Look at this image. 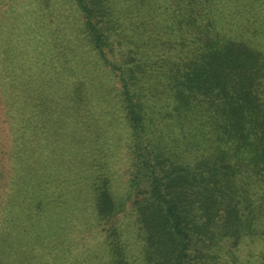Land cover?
<instances>
[{
  "label": "trees",
  "instance_id": "trees-1",
  "mask_svg": "<svg viewBox=\"0 0 264 264\" xmlns=\"http://www.w3.org/2000/svg\"><path fill=\"white\" fill-rule=\"evenodd\" d=\"M135 1L62 0L117 84V138L107 120L79 139L68 107L97 84L62 76L55 44L41 67L29 46L0 58V264H264V60L243 40L264 38V0H211L210 18Z\"/></svg>",
  "mask_w": 264,
  "mask_h": 264
},
{
  "label": "rangeland",
  "instance_id": "rangeland-1",
  "mask_svg": "<svg viewBox=\"0 0 264 264\" xmlns=\"http://www.w3.org/2000/svg\"><path fill=\"white\" fill-rule=\"evenodd\" d=\"M31 1L32 0H0V58L5 57L4 60H6V62L12 60L13 62L19 61L21 64H29L32 57L29 56L28 50L34 48L36 51L34 52L33 59H39L37 65L41 67L45 60H52L51 54L45 55V47L50 48L49 46L51 44H55V56L61 63H63L64 67L62 76H66L67 74L68 76H71L74 81H83L90 86L97 84L96 88L98 90H94L98 96L93 94L95 98L92 97L93 95L88 96L83 93L78 99L71 103V107L69 104L62 106L65 107V109H67L68 106V109H73L74 111L72 116H74L76 120H85L87 122V125L84 126V128L76 127L74 130L80 131V135L82 136H79V139L84 144L88 139H92L94 141L93 143H96V140L99 141L100 139L98 135L100 132L99 126L102 121L108 120L112 122V126L114 123V129H112V131L118 129V127L122 125L123 118L117 103L116 95L117 84L116 82L110 83L105 79L103 74H100L99 71H97L96 65L99 62V57L97 55H93L91 51L86 48V40L83 38V35L80 34L83 31L81 18L78 17V14L73 12V8H71L68 4H64L62 0H33V3H30ZM136 1L140 2V0ZM144 1L147 3L146 5H141L139 14L147 17L151 16L155 13L153 8L150 10L151 0ZM183 2V5L188 7L193 14L198 15V12H200L201 14L207 15L206 18H210L211 15L209 12L212 11L211 0H183ZM167 3L168 0H155L154 5H169V3ZM262 10L264 11V7ZM230 11L231 8L227 6V12ZM42 26H50V30L48 31L47 29L45 30L39 28ZM116 26L118 25L116 24ZM222 27L227 30L224 24ZM29 29H31L32 32L29 34H21ZM57 34L59 41L57 39L53 40L54 36H57ZM69 34H71L75 40V44L71 45L75 50L74 58H69V52H67L69 44L66 39L69 38ZM24 35H29L27 36L29 39H24ZM243 40L247 41L249 45H256L259 49H261V51L257 50V52L261 55L259 58L260 62H262V60H264V38H255L245 35ZM61 45H66V50ZM26 46H29L28 50ZM42 46L44 49H41ZM24 55L26 57H24ZM21 56L24 57V59H20ZM82 63L86 66L80 73L77 69L82 67ZM85 72H88L87 77L84 76ZM17 73L20 74V70L17 71ZM73 84L70 85L72 86ZM74 86L77 87V85ZM68 88L69 87H67V89ZM18 89L22 90L23 94L29 96L28 90H25L24 88ZM51 89H54V87ZM30 91L32 92V88H30ZM65 96L66 94L63 95V98H65ZM6 108L7 107L4 105H0V114H3ZM3 124L4 122H2L1 127ZM115 136L116 138L118 137L117 130L116 133H114V137ZM2 138H4V135H2ZM114 140L118 143V146L121 149V156L125 157L129 155L128 148L125 149V141H122L121 139ZM7 150L8 149L5 148V151ZM122 179L123 177L120 176L117 181V189H121L126 186L122 185Z\"/></svg>",
  "mask_w": 264,
  "mask_h": 264
}]
</instances>
